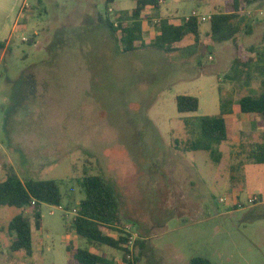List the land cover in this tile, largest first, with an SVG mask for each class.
Here are the masks:
<instances>
[{
  "label": "rangeland",
  "instance_id": "374dc122",
  "mask_svg": "<svg viewBox=\"0 0 264 264\" xmlns=\"http://www.w3.org/2000/svg\"><path fill=\"white\" fill-rule=\"evenodd\" d=\"M0 1V41L9 40L0 50V182L13 168L23 180L56 181L62 194V207L42 206L32 257L12 254L9 236L0 234V264H71L66 247L72 240L126 264L122 251L90 244L71 229L85 198V175H101L114 188L125 235L108 234L128 236L127 264H189L197 257L264 264V164L248 157L262 142V116L241 115L255 121L256 134L236 137L232 117L230 140L212 151L182 150L195 138L185 130L186 118L217 117L228 101L232 114L243 95L262 89L258 82L248 89L232 81L237 51L231 42L213 50L205 20L199 43L187 36L173 52L151 47L159 18L147 8L143 46L126 52L106 22L117 26L138 0ZM199 3L178 9L167 0L161 14L204 15ZM256 36H241L242 44ZM179 95L196 97L199 110L179 113ZM22 213L1 207L0 228Z\"/></svg>",
  "mask_w": 264,
  "mask_h": 264
},
{
  "label": "trees",
  "instance_id": "16d2710c",
  "mask_svg": "<svg viewBox=\"0 0 264 264\" xmlns=\"http://www.w3.org/2000/svg\"><path fill=\"white\" fill-rule=\"evenodd\" d=\"M115 0H107V5ZM162 0H138L135 8L130 13L122 15L120 22L113 24L109 20V27L117 41L123 46L124 51L131 52L143 46L142 14L147 8L160 9ZM256 6L264 9V0H233L226 3L222 12L214 14L210 19V39L214 45L233 43L238 50V57L233 61L231 69L233 76L243 77L248 74L250 64L254 61L250 52L245 51L240 45L239 35L248 32L250 16L244 13L246 8ZM203 20L199 16H191L181 25H174L169 20L161 18L157 22V34L150 44L159 50L173 52L176 44L182 42L187 36H193L196 43L200 41V27ZM7 43L0 41V50L5 49ZM264 59V54H263ZM262 92L259 95H246L240 98L238 106L242 114H259L264 125V81L261 83ZM179 113H195L199 110V100L191 95H179L175 99ZM231 101H228L230 104ZM228 104H222V110L217 117H202L200 119L186 118L185 130L195 137L188 139L184 152L212 151L215 145L228 141L231 138L225 115L231 113ZM178 142V141H177ZM256 164H264V131L261 143H255L249 154ZM6 178L0 182V208L15 207L25 213L12 219L7 228H0V234L9 236V250L14 253H25L27 257L33 254V227L42 228V206L44 204L62 207V194L56 181L34 179H21L13 168H6ZM231 181L235 186L242 182L238 177L232 176ZM244 183V182H243ZM85 198L79 202L76 217L71 229L77 236L85 239L90 244H103L124 253L123 260L130 262V240L120 236L114 238L108 232H119L123 226L120 213V203L112 185L101 175H85L80 182ZM125 235V234H124ZM142 246V244L137 243ZM68 259L78 264H116L107 257L94 253L87 248H80L76 240L70 241L66 247ZM136 256L134 262H138ZM189 264H212L203 257L193 258Z\"/></svg>",
  "mask_w": 264,
  "mask_h": 264
},
{
  "label": "crops",
  "instance_id": "0c3cea01",
  "mask_svg": "<svg viewBox=\"0 0 264 264\" xmlns=\"http://www.w3.org/2000/svg\"><path fill=\"white\" fill-rule=\"evenodd\" d=\"M174 1H175L177 8L181 9L189 1H193V0H174ZM194 1L200 2L199 4L202 5L203 8L208 12L205 13L204 15H202V14H199L198 11L194 10L193 13L195 12L198 14V16L206 18V22H208L210 24L211 17L214 14H218V13L222 12L226 3L231 2L233 0H194ZM2 4H3L2 1H0V8H1ZM166 4H167V0H162L160 2V9L156 11L158 14L159 20L161 18H164V19L169 20V22L171 24L181 25L184 22H186L189 19V17L192 16L191 15L189 17L183 18V17L177 16V14L176 15H164V14L162 15L161 14L162 13V7H164V5H166ZM261 11H262V13H261ZM244 13L247 14L248 16H250V19L248 21L249 22L248 32L246 34H243V32H242L239 35L240 45L242 46V48L245 51L250 52L249 55L251 57H253L254 61L250 64V69H249L247 75H244L243 77H238V78L234 77L233 73L229 74V75H230L232 81L233 80L238 81V83L242 87L251 89V86L254 83L258 82L261 86V83L264 81V59H263V54H264V9H259L254 5L252 7L246 8L244 10ZM9 15H10V13H8V16ZM203 22H205V21H203ZM210 31H211V27H210V30H205V32H204L206 40L210 39ZM200 33H201V28H200ZM243 35L249 36V37H252L254 35H257V36L251 43H248L246 46H244L242 44V40H241V36H243ZM5 42L8 45L9 40H5ZM256 44H260L263 47L262 52L259 51V48H257L258 46H256ZM232 45H233V43H232ZM218 46H219L218 44L214 45L213 50L215 49V47H218ZM233 47H235V46L233 45ZM235 49H236V47H235ZM236 51H237V53H236V55L234 54L233 61L238 57V50L236 49ZM210 52H211L210 59H214L215 63H216V61L218 60L217 56H214L213 51H210ZM219 60H220V58H219ZM218 80L221 84L222 78L219 77ZM261 92H262V89L259 91V93L257 95H259ZM243 96H246V95H243ZM253 96H256V95H253ZM238 109H239V106H238ZM241 115H248V114H242V113H240V110H237V112L234 111V113H232V114L225 115L226 122H227L228 118H232V117L234 118V121L236 122L235 135L236 134L238 135L241 132H249L251 134H256L258 132V129L256 127L255 121H253L252 118H248V119L244 120L241 118ZM239 121L241 123H239ZM262 131H264V129H262ZM237 135H236V137H237ZM235 195H239V192L236 193ZM70 263L73 264L75 262L70 261Z\"/></svg>",
  "mask_w": 264,
  "mask_h": 264
},
{
  "label": "built area",
  "instance_id": "2783aa9c",
  "mask_svg": "<svg viewBox=\"0 0 264 264\" xmlns=\"http://www.w3.org/2000/svg\"><path fill=\"white\" fill-rule=\"evenodd\" d=\"M261 13H262V11H261ZM192 16H198V14L194 12ZM198 17H199V16H198ZM201 19H202L203 21L206 20L204 17H201ZM221 201L223 202L224 200L222 199ZM256 201H258L257 198H253V199L250 200V202H253V203L256 202ZM59 208H60V207H59ZM129 258H131V255L129 256Z\"/></svg>",
  "mask_w": 264,
  "mask_h": 264
}]
</instances>
